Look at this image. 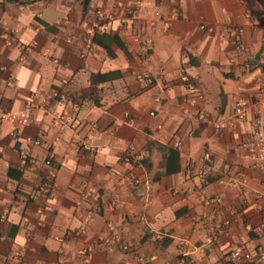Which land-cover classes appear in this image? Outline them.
<instances>
[{
    "label": "crops",
    "instance_id": "crops-1",
    "mask_svg": "<svg viewBox=\"0 0 264 264\" xmlns=\"http://www.w3.org/2000/svg\"><path fill=\"white\" fill-rule=\"evenodd\" d=\"M97 8L110 14L105 32L115 39L94 41L83 57ZM263 9L264 0H136L128 14L111 0H0V109L34 104L20 133L0 120V264H139L120 242L154 264H222L235 244L264 250V166L234 149L256 111L264 115V90L222 31L239 27L263 63L264 20L253 27L247 16ZM235 96L249 99L242 117L232 114ZM129 145L146 152L133 166L120 156ZM163 145L178 149L177 170L163 172ZM49 155L57 170L47 190ZM226 162L247 182L234 184ZM216 210L233 219L210 242Z\"/></svg>",
    "mask_w": 264,
    "mask_h": 264
},
{
    "label": "built area",
    "instance_id": "built-area-1",
    "mask_svg": "<svg viewBox=\"0 0 264 264\" xmlns=\"http://www.w3.org/2000/svg\"><path fill=\"white\" fill-rule=\"evenodd\" d=\"M114 4L121 7L126 13L132 14L136 9V0H111ZM96 14L98 20L95 24L87 31V35L84 39L83 47L80 51L81 56L85 57L90 54L94 47L93 34L101 33L107 30L105 21L109 19L110 14L105 12L102 8L96 9ZM248 18L250 19L253 27L260 25L261 21L264 20V9L259 13H247ZM121 25L122 23L119 22ZM201 27L212 29L211 26H208L204 23L201 24ZM223 32L228 33L233 37L234 40V50L233 54L235 57L240 58L239 68L242 71L250 72L256 70L257 73L254 76V80L260 85V89L264 90V62L256 61L249 55V48L242 42L240 35V28L228 24L223 29ZM5 42L10 45H14L18 49H23V42L19 39L15 40L12 35H7L5 37ZM141 46L146 51L148 50V42L146 39L141 41ZM145 84H151L152 78H144ZM189 87H193L191 84ZM50 96H60V93L57 90H53ZM33 101L28 100L27 104L19 109H0V120L9 122L13 127L14 133H20L22 127L27 124L32 119V109ZM249 106V99L245 96H235L231 101V110L234 117H242L246 113V110ZM153 113V112H151ZM58 120L64 121V114H59L57 117ZM27 140L33 144H39L40 139L37 137H27ZM178 142H176L177 144ZM234 149L238 154L244 158L253 157L260 162L261 167L264 166V115L259 109L256 111L254 116L250 119L248 124V139L242 143L237 144ZM145 151H138L134 145H129L124 150L121 151L120 156L125 160V162L133 164L140 158V156L145 155ZM206 158H209V152L204 153ZM21 156L26 159H33L28 149H23L21 151ZM44 163L50 167L48 174L42 179L41 183L43 188L51 189L54 184V177L57 170V164L54 161L52 155H49ZM223 173L228 176L234 184L246 183L247 178L244 175H235L233 174L232 166L229 162H226L223 166ZM133 175H126V179L133 180ZM134 181H137L134 179ZM92 191L86 189L82 195L81 199L86 200ZM151 200H149L150 202ZM264 207V203H263ZM93 212L89 210L82 218V224L86 225L91 217ZM233 216L230 211H221L216 210L211 216L208 217L207 229L209 232V241L213 242L218 239L219 234L227 228L232 222ZM111 229V225L108 226ZM257 228L264 232V219H262L258 224ZM70 233L69 231L67 232ZM97 242H109L113 244L116 241V238L106 237L100 235L97 238ZM122 250L129 254L130 257L134 258L139 264H154V262L147 258L144 254L138 252L136 249L131 247L128 243L120 242L118 244ZM178 264H190L187 261H180ZM222 264H264V250L261 248L250 250L239 244L232 245L228 248L224 262Z\"/></svg>",
    "mask_w": 264,
    "mask_h": 264
},
{
    "label": "trees",
    "instance_id": "trees-1",
    "mask_svg": "<svg viewBox=\"0 0 264 264\" xmlns=\"http://www.w3.org/2000/svg\"><path fill=\"white\" fill-rule=\"evenodd\" d=\"M112 39H115L114 35H110L106 32L94 33L93 40L95 42L104 43L108 47V42ZM164 151L162 155L161 165L164 167L163 172L169 173L175 171L179 168V151L176 147L171 145H163ZM143 162L146 164V160L143 159ZM162 173V172H161Z\"/></svg>",
    "mask_w": 264,
    "mask_h": 264
}]
</instances>
